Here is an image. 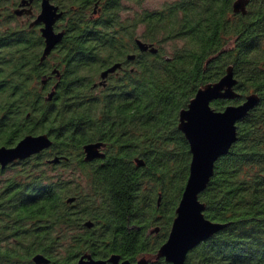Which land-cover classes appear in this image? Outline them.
Segmentation results:
<instances>
[{
	"label": "trees",
	"instance_id": "1",
	"mask_svg": "<svg viewBox=\"0 0 264 264\" xmlns=\"http://www.w3.org/2000/svg\"><path fill=\"white\" fill-rule=\"evenodd\" d=\"M126 2L113 1L106 10L108 22L85 27L86 14H80L81 33L95 30L98 39L74 45L78 58L64 52L80 83L65 86L59 105L29 113L36 96L26 82L15 90L3 84L2 99L26 102L17 106L25 108L18 112L22 120L16 117L18 128L19 122H31L24 129L35 131L44 117L56 127L45 151L48 163L56 165L49 159L59 156L58 162L80 166L85 173L80 194L93 196L91 202L102 205L95 209L105 211L102 218L113 221L108 237L152 251L147 228L157 221V241L163 240L189 171L191 154L178 128L179 111L198 88L217 81L231 65L238 95L215 99L212 108L239 103L252 93L258 101L237 122L236 141L217 159L199 195L204 216L225 226L191 249L184 264H264V0H248L245 13L233 11L234 0H166L141 10L131 4L138 0ZM7 12L0 11L1 36L14 30ZM137 39L156 52L140 51ZM5 46L10 51L5 55L15 56L6 66L21 68L37 60L39 50L31 52L24 41ZM114 63L120 66L109 73L117 71L118 76L105 89L92 88L91 82L103 78L101 73ZM0 140L13 143L17 138ZM97 140L105 142L104 156L85 160L83 145L101 142ZM39 185L34 218L58 227L64 208L57 170L49 167ZM126 219L140 229L122 228Z\"/></svg>",
	"mask_w": 264,
	"mask_h": 264
},
{
	"label": "flooded vegetation",
	"instance_id": "2",
	"mask_svg": "<svg viewBox=\"0 0 264 264\" xmlns=\"http://www.w3.org/2000/svg\"><path fill=\"white\" fill-rule=\"evenodd\" d=\"M113 1L0 0V11L9 12L7 13L11 19L10 25L14 27L13 31L8 32V36L0 35V139L4 136L17 138L13 143L0 140V147H13L27 135L46 134L52 139L56 128L47 121V117L43 118V116L35 131L24 129L26 125L30 127L31 122H19L18 125L21 127L18 128L16 117L21 121L23 115L18 112L25 108L18 109L17 106L20 107L26 102L18 98L2 99V85H7V88L13 87L15 90L18 85L26 82L32 94L36 96L34 106L32 104L29 113L34 109L40 111V108L42 112H46L49 106L52 108L59 105L65 86L80 83V77L74 74L77 69L66 62L64 52L67 53L66 55L77 57L79 51L74 49V45L78 46L81 39L85 41L98 39L93 35L95 30H85L81 33L80 14H86L85 27L98 21L108 22L109 15L106 10L112 6ZM144 2L145 0H138L131 4L133 8L141 10L148 8L145 7ZM120 3L127 2L120 0ZM44 4L49 9V13L41 20L39 16ZM46 27H50L51 33L56 35V42L43 56L46 38L42 29ZM19 41H24L31 52L39 50L35 51L39 52L37 60L21 68L6 66L14 63L15 56L5 55L10 53L6 51L5 45ZM117 76V71L109 73L105 78L99 75L90 85L96 91L102 90L110 84L113 77ZM101 143L100 151L104 153L105 142L101 141ZM47 149L5 164L0 163V264H124L125 262L139 264L141 260H143L141 264H170L164 258H157L158 248L166 240L170 227L160 243L157 241L160 224L155 221L147 228L146 235L150 236L154 248L152 251L140 250L137 245L108 237V234H112L113 221L102 218L105 211L99 210L102 211L99 212L95 209L102 205L92 203L93 196L80 194L85 173L78 164L65 162L64 159L50 166L45 152ZM49 167L57 170L61 207L64 208L59 226L53 228L46 218H34L36 213H33L34 202L41 199L40 178L46 176ZM126 211L123 210L121 214L127 217ZM106 213L112 216L113 210ZM122 228L140 229L137 224L130 227L127 219L122 224Z\"/></svg>",
	"mask_w": 264,
	"mask_h": 264
},
{
	"label": "water",
	"instance_id": "3",
	"mask_svg": "<svg viewBox=\"0 0 264 264\" xmlns=\"http://www.w3.org/2000/svg\"><path fill=\"white\" fill-rule=\"evenodd\" d=\"M248 0H234V12H246ZM49 13L43 5L39 19L45 18ZM46 38L43 51L45 56L54 43L56 35L51 33L50 27L42 29ZM59 36V35H58ZM140 51L156 52V48L136 40ZM134 55H128L133 58ZM120 63H114L101 73L105 77L109 72L115 71ZM236 79L233 76L232 66L226 68L225 73L215 82L207 83L198 88L186 107L179 111L178 128L183 133L189 145L191 159L188 176L175 208L170 230L166 240L159 246L157 258H164L170 264H184L188 252L200 242L207 240L221 230L225 223L215 222L203 214L205 205L199 200V195L206 188L213 175L214 165L218 158L225 155L237 139V122L257 103L255 93L248 94L239 103H229L222 109L216 110L210 105L218 98L233 99L237 97L234 89ZM52 140L46 135H27L13 147H0V163L5 164L14 159H21L42 149L48 148ZM101 142H91L83 145L84 159L91 160L102 157ZM59 156L49 159L57 163ZM142 165L141 159H136ZM143 260L139 262L141 264ZM124 264H129L125 262Z\"/></svg>",
	"mask_w": 264,
	"mask_h": 264
},
{
	"label": "rangeland",
	"instance_id": "4",
	"mask_svg": "<svg viewBox=\"0 0 264 264\" xmlns=\"http://www.w3.org/2000/svg\"><path fill=\"white\" fill-rule=\"evenodd\" d=\"M165 2L164 0H145L144 5L148 8H157Z\"/></svg>",
	"mask_w": 264,
	"mask_h": 264
}]
</instances>
